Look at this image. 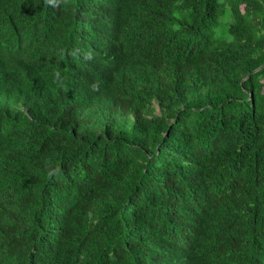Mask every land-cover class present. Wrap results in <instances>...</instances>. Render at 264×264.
Returning a JSON list of instances; mask_svg holds the SVG:
<instances>
[{"label": "trees", "instance_id": "16d2710c", "mask_svg": "<svg viewBox=\"0 0 264 264\" xmlns=\"http://www.w3.org/2000/svg\"><path fill=\"white\" fill-rule=\"evenodd\" d=\"M263 87L264 0H0V264H264Z\"/></svg>", "mask_w": 264, "mask_h": 264}, {"label": "rangeland", "instance_id": "374dc122", "mask_svg": "<svg viewBox=\"0 0 264 264\" xmlns=\"http://www.w3.org/2000/svg\"><path fill=\"white\" fill-rule=\"evenodd\" d=\"M263 92H264V87H263Z\"/></svg>", "mask_w": 264, "mask_h": 264}, {"label": "bare ground", "instance_id": "6f19581e", "mask_svg": "<svg viewBox=\"0 0 264 264\" xmlns=\"http://www.w3.org/2000/svg\"><path fill=\"white\" fill-rule=\"evenodd\" d=\"M79 32V31H78Z\"/></svg>", "mask_w": 264, "mask_h": 264}]
</instances>
